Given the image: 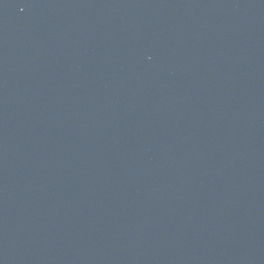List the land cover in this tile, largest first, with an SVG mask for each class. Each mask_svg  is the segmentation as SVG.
<instances>
[{"label": "water", "instance_id": "water-1", "mask_svg": "<svg viewBox=\"0 0 264 264\" xmlns=\"http://www.w3.org/2000/svg\"><path fill=\"white\" fill-rule=\"evenodd\" d=\"M0 264H264V0H0Z\"/></svg>", "mask_w": 264, "mask_h": 264}]
</instances>
